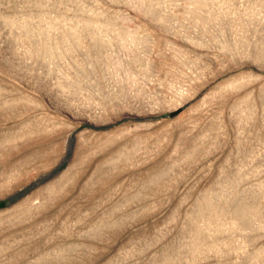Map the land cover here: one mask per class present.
<instances>
[{
	"label": "rangeland",
	"instance_id": "1",
	"mask_svg": "<svg viewBox=\"0 0 264 264\" xmlns=\"http://www.w3.org/2000/svg\"><path fill=\"white\" fill-rule=\"evenodd\" d=\"M0 264H264V0H0Z\"/></svg>",
	"mask_w": 264,
	"mask_h": 264
}]
</instances>
